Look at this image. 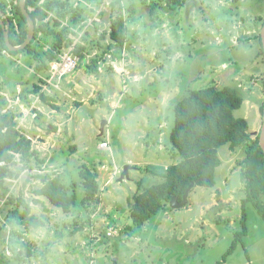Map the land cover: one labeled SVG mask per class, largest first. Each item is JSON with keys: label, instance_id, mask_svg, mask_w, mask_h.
Here are the masks:
<instances>
[{"label": "rangeland", "instance_id": "1", "mask_svg": "<svg viewBox=\"0 0 264 264\" xmlns=\"http://www.w3.org/2000/svg\"><path fill=\"white\" fill-rule=\"evenodd\" d=\"M135 2V13L124 14L129 39L121 56L105 54L97 64L98 74H87L76 54L75 69L60 79L51 77V62L46 71L37 73L36 62L27 65L21 54L0 55V83L11 80L0 84L2 112L15 115L17 126L46 160L42 170L33 167L6 179L8 194L22 193L31 212L44 219V226L9 222L12 207L5 204L7 194L0 190V264H113V260L116 264H216L241 230L245 194L240 170L245 148L232 150L228 145L218 149L214 187L197 186L189 192L186 205L168 206L141 228H126L137 181L145 188L162 181L158 174L180 159L169 137L178 99L189 90L238 84L245 101L233 114L248 121L253 136L262 124L260 101L264 100V63L254 58L256 38L245 34L256 29L251 24L254 13L242 5L243 0L224 4L223 9H217L216 0H206L203 11L191 16L183 10L168 14L164 0ZM88 6L94 10L87 12L86 25L76 29L77 35H69L74 44H86L82 35L88 32L91 53L85 54V64L99 52L96 41L102 32L103 43L112 42L111 16H116L110 12L109 0ZM228 7L235 13H229ZM6 13L12 15L9 6ZM227 20H233L228 29ZM41 42L42 49H48L52 38L44 43V36H39L34 46ZM34 84L41 90L23 99L25 88ZM39 93L48 98L43 100ZM125 164L133 166L129 179L118 182ZM83 166L98 172L100 202L95 210L90 212V205L69 216L47 202L32 201V190L41 184L34 174L63 172L68 180L78 181ZM20 167L17 163L13 169ZM245 210L247 233L221 264H264V220L251 203ZM76 226L82 229L74 232ZM20 241L29 242L39 254L24 263L15 260Z\"/></svg>", "mask_w": 264, "mask_h": 264}, {"label": "trees", "instance_id": "2", "mask_svg": "<svg viewBox=\"0 0 264 264\" xmlns=\"http://www.w3.org/2000/svg\"><path fill=\"white\" fill-rule=\"evenodd\" d=\"M135 1L109 0L111 14L116 13L115 17L111 16L110 23L109 38L112 42L104 44L106 34L102 32L96 41L99 52L90 58L89 64H85V54L91 53V47H88V32L85 31L82 35V40L86 44H74L69 35H77L76 29L81 30L86 25L87 12L94 10L93 6L89 7L88 4L95 3L99 6L104 0H25V7L35 23L34 37L25 48L9 51L0 24V55L3 51L12 56L21 54V59L27 65L36 62L37 73H43L48 69L50 62L59 60L64 49L73 46V53L80 59V62H77L78 65H82L81 62H83L82 66L85 67L87 74H98L97 64L105 59V54L110 53L113 58L121 56L125 43L129 39L124 12L127 11L133 15L136 8ZM164 1L167 3V0ZM126 2L128 3L125 5ZM139 2L143 4L145 0H139ZM8 6L12 14L6 17L9 21V42L13 46H18L27 36L28 25L20 10L19 0H0V11L3 15H6ZM39 36H44V43L47 42V38H52L48 49H42V42L34 46V41ZM114 47L116 50L113 51ZM254 58H260V61L264 63V52L259 35ZM11 59L9 58V62L12 65L14 60ZM262 80L264 87V71ZM10 81H3L0 84L8 85ZM11 84L15 94L16 90L13 87L15 83ZM24 85L26 84L22 82L21 86L26 87ZM25 89L23 99H26L28 94H35L41 90L36 84L30 90ZM39 95L43 100L48 98L44 93ZM244 101V93L238 84L223 86L213 84L201 89L189 90L174 103V123L169 137L172 149L179 154L180 159L177 163L166 167L164 173L158 174L162 181L146 188L141 181H137V189L130 197L128 214L130 224L126 228L130 231L134 227L141 228L152 216L165 211L173 197L181 200L187 188L191 191L197 186L214 187L215 171L220 164L219 147L228 145L232 150L244 147L245 157L240 170L245 194L241 200V230L234 234L222 261L216 264L226 261L227 256L238 243H242L247 233L246 204L251 203L264 220V152L258 142V133L253 136L249 131L248 121L245 118L235 117L233 114ZM4 104L5 102L0 105V190L3 194H7L5 204L12 207L8 221L11 222L14 219L18 224L24 223L32 228L42 227L46 224L44 219L31 212V206L22 193L18 196L13 193L8 194L6 179L17 178L21 170H30L33 167L42 170L46 160L40 158L39 151L32 147L31 139L17 126L15 115L11 111L2 112L1 107ZM262 109L263 101H260L261 113ZM17 163H21V167L14 170L13 166ZM78 174V181L68 180L63 172L34 174L32 177L39 180L41 184L32 190V201L35 204L47 202L63 215L73 216L75 211H85L90 205H93L90 210L92 212L100 202L98 172L83 166L78 169ZM77 187H81L82 190L78 191ZM80 229H82L81 226H76L74 232ZM22 233L20 232V235ZM18 248L14 259L21 263L39 254L38 250L32 251L31 244L26 241H20Z\"/></svg>", "mask_w": 264, "mask_h": 264}, {"label": "water", "instance_id": "3", "mask_svg": "<svg viewBox=\"0 0 264 264\" xmlns=\"http://www.w3.org/2000/svg\"><path fill=\"white\" fill-rule=\"evenodd\" d=\"M19 6H20V10H21L22 14L24 15V17L27 21L28 33H27V36H26L25 40L23 41V43L18 45V46H13L9 42V34H8L9 33V21L6 18V15H3V12L0 11V24H1V27L3 29L5 43H6V46H7L9 51H17V50H21V49L25 48L32 41V39L34 37V33H35V23L32 20L31 16L29 15L28 10L25 7V0H19ZM260 39H261L262 49L264 52V24L262 25V27L260 29ZM104 124H106V121H103V123L101 124V128H100L101 134L103 133ZM257 133H258L259 145L264 152V100H263V109H262V124H261L259 132H257ZM131 168H133V166H131L130 164H125L123 166L121 172H120V175H119L117 181L122 182L125 179H129V170ZM189 192H190V188H187L185 193L183 194L181 200H178V198L173 197L169 202V206L174 209V208H180V207L186 205L188 202ZM113 264H116L115 260H113Z\"/></svg>", "mask_w": 264, "mask_h": 264}, {"label": "flooded vegetation", "instance_id": "4", "mask_svg": "<svg viewBox=\"0 0 264 264\" xmlns=\"http://www.w3.org/2000/svg\"><path fill=\"white\" fill-rule=\"evenodd\" d=\"M238 1L239 0H216L214 4L218 6L217 9H223L224 4L233 3V5H237L236 3ZM243 1L244 2L242 3V5L246 6L250 12L254 13V17L251 18L252 21L251 24L252 25L254 24L256 27V29L255 28L248 29L247 31H245V34H247V36L256 38L258 43V35L260 37V29L264 24V0H243ZM207 3L208 2H206V0H167L166 6L168 7V12H169L168 14L170 15L174 13H180V10H183L184 12H186V15L191 16L194 15V13L196 12L203 11L202 6L206 5ZM214 4H212V7ZM212 7L211 10L213 9ZM228 11L231 14L235 13L234 8L232 7H228ZM6 17H7V13H6ZM244 20L246 21V19ZM219 23H221V21H219ZM229 23L232 25L233 20H227L226 22H224V25L226 26L227 29L229 28Z\"/></svg>", "mask_w": 264, "mask_h": 264}, {"label": "built area", "instance_id": "5", "mask_svg": "<svg viewBox=\"0 0 264 264\" xmlns=\"http://www.w3.org/2000/svg\"><path fill=\"white\" fill-rule=\"evenodd\" d=\"M63 24L65 25V23ZM59 57V60H55L50 63V75L52 78L54 77L56 79H60L68 73L72 72L78 62L77 57L73 53L72 46H70L66 51H64Z\"/></svg>", "mask_w": 264, "mask_h": 264}, {"label": "crops", "instance_id": "6", "mask_svg": "<svg viewBox=\"0 0 264 264\" xmlns=\"http://www.w3.org/2000/svg\"><path fill=\"white\" fill-rule=\"evenodd\" d=\"M258 99V98H257ZM40 126V125H39ZM38 130H40V127H37Z\"/></svg>", "mask_w": 264, "mask_h": 264}]
</instances>
